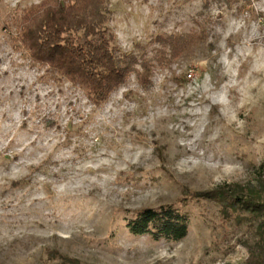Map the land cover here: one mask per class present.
<instances>
[{
    "label": "rangeland",
    "instance_id": "1",
    "mask_svg": "<svg viewBox=\"0 0 264 264\" xmlns=\"http://www.w3.org/2000/svg\"><path fill=\"white\" fill-rule=\"evenodd\" d=\"M40 2L0 0V264H248L260 219L203 194L264 181V0H107L112 51L152 74L99 106L19 45ZM165 207L182 240L129 233Z\"/></svg>",
    "mask_w": 264,
    "mask_h": 264
},
{
    "label": "trees",
    "instance_id": "2",
    "mask_svg": "<svg viewBox=\"0 0 264 264\" xmlns=\"http://www.w3.org/2000/svg\"><path fill=\"white\" fill-rule=\"evenodd\" d=\"M106 5L107 0H41L34 10L23 14L16 33L19 45L34 64L78 87L95 106L106 103L131 73L142 87L152 74L147 62L114 54L111 36L104 28ZM200 39L195 34L170 38L164 47L175 57L184 45ZM203 195L225 211L247 212L259 218L257 229L264 234V181L246 189L225 185ZM126 227L132 235L176 242L187 235L188 219L172 207L143 209ZM247 263L264 264V246L251 252Z\"/></svg>",
    "mask_w": 264,
    "mask_h": 264
}]
</instances>
